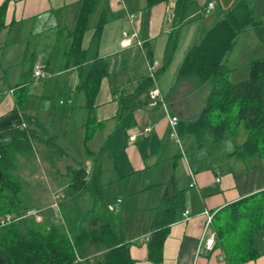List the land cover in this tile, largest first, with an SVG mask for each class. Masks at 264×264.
Segmentation results:
<instances>
[{
  "label": "crops",
  "instance_id": "1",
  "mask_svg": "<svg viewBox=\"0 0 264 264\" xmlns=\"http://www.w3.org/2000/svg\"><path fill=\"white\" fill-rule=\"evenodd\" d=\"M83 1L0 0V5L7 3L6 26L0 33V119L18 109L26 128L35 134L30 147L15 151L12 174L20 183L24 182L23 173H36L40 166L51 175L48 187L52 192L47 202L41 198L35 201L30 192L28 197L21 192L19 199L28 209L35 204L45 205L51 202L55 190H67L72 185L76 170L85 168L90 175L95 162L86 155L87 150L100 155L102 200L93 193L66 195L61 204L65 211L70 204L72 214L76 212L70 200L72 204H84L91 199L97 207L91 215L82 212L79 223L67 218L69 233L76 235L83 227L100 231L102 222H109L115 231H122L136 264H264V221L255 237L259 256L244 263L228 260L217 234L218 218L226 208L264 191V157L241 160L233 155L247 140L244 126L236 136L218 142L210 140L202 147L194 135L181 132L180 128L181 123L197 119L211 91L208 83L178 80L185 60L240 0H215V9L210 13H205V7L212 0H195L170 63L158 77L157 86L165 104L156 107L150 105L148 91L133 97L148 78L150 64L158 62L161 69L168 60L177 30L175 0L152 8L146 7V0H99L82 42V50L90 53L79 63L70 55L71 33L77 27ZM249 1L255 16L264 24V0ZM100 23L99 47L92 50ZM250 30L239 37L229 55L233 71L230 80L234 84L247 80L249 64L264 58V45L254 40L252 47L257 54L248 57L239 80H233L241 69L235 66L238 63L234 55L240 39L251 34ZM123 31L137 33L143 47H122ZM95 57L106 61L108 75L95 100V135L85 143L89 110L79 86ZM38 62L50 74L42 95L31 88ZM49 86L58 94L51 97ZM172 116L180 119L178 140L170 137ZM148 127L151 133L144 135L143 130ZM135 134L137 140L131 142L130 137ZM180 197L183 201L168 225L162 261L155 263L149 258L148 245L157 229L156 220ZM187 210L190 217L185 220ZM210 215L212 223L206 229ZM54 217L45 218L42 224L57 225ZM213 233L217 236L216 245L208 251L206 241Z\"/></svg>",
  "mask_w": 264,
  "mask_h": 264
},
{
  "label": "trees",
  "instance_id": "2",
  "mask_svg": "<svg viewBox=\"0 0 264 264\" xmlns=\"http://www.w3.org/2000/svg\"><path fill=\"white\" fill-rule=\"evenodd\" d=\"M171 0H146V7ZM99 0H84L73 37L70 55L79 63L87 59L90 52L82 50V42L88 30L90 16L96 11ZM174 25L177 27L170 45L168 60L158 70L161 76L169 65L179 41L182 27L186 23L189 8L195 0H175ZM7 3L0 5V33L5 28ZM100 23L92 42V50H97L102 32ZM252 29L264 45V24L255 16L252 2L240 0L229 8L224 17L205 35L203 40L189 52L180 71L178 80H193L200 84H210L211 91L204 108L193 122L181 123V132L194 135L198 146L208 141L218 142L236 136L242 126L247 132V140L238 146L233 155L245 160L252 156L264 157V58L249 64L250 76L247 80L234 84L230 80L233 72L229 55L234 51L239 37ZM86 73L79 86L87 98L89 118L86 124L85 143L95 135V100L100 85L108 75L105 60L98 57ZM153 86L146 78L133 97H139ZM131 100L130 98L128 99ZM21 103V102H20ZM23 120L18 109L0 119V216L13 213L24 214L28 207L19 199L21 183L13 176L16 150L30 147L35 134L22 128ZM9 138V142L6 139ZM95 164L90 175L85 168L74 172L72 185L66 190L67 196L93 193L102 200L100 179L103 174L100 155L86 150ZM183 197L177 198L173 207L160 213L156 220L157 229L149 241V258L160 263L163 258L164 242L168 236V225L173 222L175 209L182 204ZM264 221V191L245 198L226 208L218 218L217 234L228 260L244 263L259 256L255 237L262 229ZM91 243L102 250V260L98 264H136L130 255V244L122 231H115L109 222H102L100 231L82 228L73 235L59 225L38 224L33 219H24L0 229V264H79L78 252Z\"/></svg>",
  "mask_w": 264,
  "mask_h": 264
},
{
  "label": "rangeland",
  "instance_id": "3",
  "mask_svg": "<svg viewBox=\"0 0 264 264\" xmlns=\"http://www.w3.org/2000/svg\"><path fill=\"white\" fill-rule=\"evenodd\" d=\"M250 31L252 32L251 34H247L242 39H240L239 47H238V49H237V51H236V53L234 55V57H236L235 59H236L237 63L239 64V65L237 64L235 66H240L241 69L238 70V73L234 76L233 80H239V75L245 70L246 60L248 59V57L253 58L255 56V54H257V49L252 47V43L254 42V40L255 41H259V40H258L257 37H255L256 36L254 34L255 32H253L252 29ZM36 66H39L40 70L47 77H50L49 76L50 74L44 71V69H43L44 66H42V63L38 62V63H36ZM29 77H28L27 80H29ZM30 79H31V77H30ZM241 80H244V79H241ZM31 81H33V80L31 79ZM49 82L50 81H45V80L37 81L34 78V81L32 82L31 88H32V90L33 89L36 90L35 91L36 94H41L42 95L44 92H46L45 91V87L48 86ZM49 89H50V92H52L51 94H53V95H51V97L58 94V93H56L57 90L54 91L52 89V86H49ZM242 131H244V133H246L244 127H242ZM32 163H30L29 165L31 166ZM42 168L43 167L40 166V170L36 171V173L29 172V173H25V174L23 173L22 174V179L24 180V182H23L24 184L21 181V188H22L21 192H22V194H24L26 196L30 192L29 195L32 194L33 197L35 198V201H36V198L38 200L41 198L42 200L47 202L46 200L49 199V196L51 197L50 194L52 192V191H50V188L48 187V185H49L48 183L50 182L51 175H50V173L48 172L47 169L44 170V168H43V170H42ZM55 192H57V193H55V195L52 194V200L50 199L51 202H49V203H47L45 205H42V206H40L39 204L38 205L35 204L33 206V208H32V209H36L37 211L38 210H42L43 211L42 212V221L43 222H44L45 218L47 220V219H49V216H55L54 220L56 221L57 225L62 226V228H64V229H67L66 228V225H67L66 224L67 223L66 220H67V218H69L70 221L73 218L71 223H73V220L75 222L78 220L77 223H79V221H80L79 218H80L82 212H84V213L86 212V214L91 215L92 212L97 210L96 204L94 205V201H92L91 199H88L87 201L85 200L84 204H82L79 201H77L75 204H72L73 201L70 200L71 205H74V209H75L76 213L72 214L71 209H70V204L67 207V211H65V207L63 209V204H60L61 212H60V215H58V213L54 209L51 208L52 201L54 200V197L58 193H60V194H63L65 196V198L61 199V202L64 203L65 200H66V190H55ZM96 201L99 202L98 199H96ZM24 204L25 203L23 202V205ZM29 210H31V209H28L27 211H29ZM64 211H65V214H64ZM69 213H71V214L69 215ZM27 219H33L35 221V217H29ZM22 221H24V220H22ZM36 223H38V222H36ZM38 224H42V222L38 223ZM88 225L89 224H86V226H88ZM88 230L89 231H93L94 229L93 230L88 229ZM104 249H105V246H103L102 244H99V249H98L93 244L88 243L85 246V248L82 249V251L78 252L79 264H98V262L102 260L103 255H102L101 251L104 250Z\"/></svg>",
  "mask_w": 264,
  "mask_h": 264
},
{
  "label": "built area",
  "instance_id": "4",
  "mask_svg": "<svg viewBox=\"0 0 264 264\" xmlns=\"http://www.w3.org/2000/svg\"><path fill=\"white\" fill-rule=\"evenodd\" d=\"M216 6V1L212 0L210 1L206 7H205V13H210L211 11H213L215 9ZM122 42H121V46L122 47H130L132 45H137L138 47H143V43L140 42L137 33H129L128 31H123L122 33ZM159 63L155 62L153 64H150L149 67V78L151 79V81L153 82V86L152 88L148 91V97H149V103L151 106L156 107L158 105H164V98L163 95L159 89V87L157 86V72L159 70ZM34 77L37 81L40 80H45L47 78V76L40 70L39 66L35 67L34 70ZM180 124V119L177 116H172L170 118V128H171V132H170V137L173 140H178L179 139V134H178V127ZM22 128H26V125L23 123L22 124ZM151 133V129L145 128L143 130V134L144 135H148ZM137 140V135H133L132 137H130V141L134 142ZM1 157V156H0ZM217 181L219 182L220 179L218 178ZM64 198L63 194L58 193L55 197H54V202L51 205V208L54 209L58 215H60V204H61V199ZM42 210H36V209H31L29 211H27L24 215L23 214H13V213H8L5 215L0 216V229L3 227H7L11 224H14L16 222L22 221L25 218H29V217H35V221L38 223L42 222ZM190 217V211H185L184 213V219L188 220ZM212 219L213 217L210 215L208 216L207 219V223H206V229L210 226V224L212 223ZM216 240H217V236L215 233H213L212 235H210V237H208L207 241H206V245L205 248L208 251H211L215 245H216Z\"/></svg>",
  "mask_w": 264,
  "mask_h": 264
},
{
  "label": "water",
  "instance_id": "5",
  "mask_svg": "<svg viewBox=\"0 0 264 264\" xmlns=\"http://www.w3.org/2000/svg\"><path fill=\"white\" fill-rule=\"evenodd\" d=\"M0 178H1V171H0Z\"/></svg>",
  "mask_w": 264,
  "mask_h": 264
},
{
  "label": "bare ground",
  "instance_id": "6",
  "mask_svg": "<svg viewBox=\"0 0 264 264\" xmlns=\"http://www.w3.org/2000/svg\"><path fill=\"white\" fill-rule=\"evenodd\" d=\"M249 31V30H248ZM232 56V55H231Z\"/></svg>",
  "mask_w": 264,
  "mask_h": 264
}]
</instances>
